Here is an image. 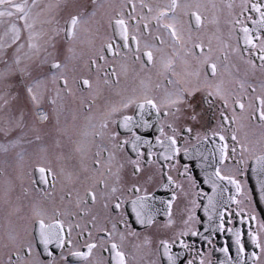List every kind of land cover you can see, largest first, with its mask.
<instances>
[{
  "label": "snow or ice",
  "instance_id": "1",
  "mask_svg": "<svg viewBox=\"0 0 264 264\" xmlns=\"http://www.w3.org/2000/svg\"><path fill=\"white\" fill-rule=\"evenodd\" d=\"M203 7L140 0L138 11L134 0H58L42 7L37 0H0V155L14 162L0 193L6 205L0 264H69V258L71 264H129L123 242L131 237L139 241L136 264H264V221L252 229L256 205L241 179L250 167L264 204V0L212 4L215 48L199 36L206 27ZM82 34L90 37L87 49L77 51ZM221 58L229 75L235 70L239 92L216 79ZM129 61L144 74L131 90ZM152 69L170 86L162 93ZM78 119L85 122L82 131ZM244 128L258 130V139L249 141V132L238 137ZM62 137L79 156L76 172L65 173ZM181 154L195 160L202 184L188 163L181 165ZM35 172L44 187L30 179ZM60 176L67 183L57 202ZM17 182L20 194L13 199ZM158 188L169 198L155 195ZM181 197L186 203L174 214ZM241 204L251 205V214ZM201 207L203 219L196 212ZM237 218L249 224L252 251ZM216 233L230 235L231 244L218 246ZM190 237L199 238L200 248Z\"/></svg>",
  "mask_w": 264,
  "mask_h": 264
},
{
  "label": "flooded vegetation",
  "instance_id": "2",
  "mask_svg": "<svg viewBox=\"0 0 264 264\" xmlns=\"http://www.w3.org/2000/svg\"><path fill=\"white\" fill-rule=\"evenodd\" d=\"M58 0H37V3L40 7H42L43 5H46V4H55L57 3ZM100 3L102 4H122L125 2V0H99ZM134 2L137 4V10L139 11V4H140V0H134ZM145 3H149V4H152L153 6L157 5V4H167L169 3V0H144ZM178 2L180 4H185V3H199L201 5H203L204 7L201 9V11L203 12V15L205 16V23H206V27L201 29L199 31V36L200 38L203 40V42L207 45L210 41H211V44L213 46V48L216 47V40H215V26L212 25L210 23V21L212 20L213 18V9L211 7L212 4H221L223 3V0H178ZM236 3H239V0H235ZM238 11V9H237ZM178 16L180 14V10L178 9V12H177ZM183 19H187V18H183ZM39 27V26H38ZM113 27H115L113 25ZM134 28H135V24L134 22L130 23L129 24V30H130V34L134 32ZM150 28L154 31L155 30V22H153L152 25H150ZM221 28L224 29V25L222 23V18H221ZM104 32L105 33H108V30H107V24L105 22L104 24ZM193 32L195 33L196 30L195 28H193ZM141 33H142V30H141ZM110 34V33H108ZM161 34H163V30H161ZM90 37L87 35V34H82L81 36V39L85 41V43L83 45H77V51H79L81 48H84V49H87V41ZM140 38L141 40H151V37L150 36H147L146 34H140ZM166 41H167V37H165ZM117 42H120L119 39L117 38ZM158 43V42H157ZM171 43V41H167V43L163 46L165 48V51L170 53L172 51V49L168 46L169 44ZM242 46V45H241ZM135 48V45H133V49ZM207 51V49H206ZM159 55V54H157ZM213 60H215V54H213ZM234 62V61H230V62H227L229 64V69H230V64ZM129 63V74H128V78H127V81H126V87L131 90L132 88H139L140 87V79L141 77L144 75L143 73H140L139 75H137V73H139V64H132L131 61L128 62ZM225 63L223 61V59L221 58L220 61H217V64H218V74H217V77L216 79L217 80H223V87H225L226 89L230 90V91H233V92H239V85H237L235 83V80H234V77L237 75L235 70L234 69H230L231 71V75H229V70H226L225 69ZM257 63H259V61L257 60ZM180 70V64H179V61H177V71ZM152 77H153V82L154 83H161L162 87L161 89L159 90V93H162L163 92V89L164 87H170L166 84V81L163 80L162 77H157L156 76V70L155 69H152ZM257 76H259V74H257ZM241 79H243V76L241 75L240 76ZM251 82V79L250 81ZM258 83V81H257ZM113 100H119V97H112ZM199 99V97H198ZM210 115V113H209ZM68 121L69 123H71V115L69 114L68 116ZM77 123V126H78V129L79 130H84V121L82 119H78L76 121ZM243 123L247 124V121H243ZM212 125L209 124V127H211ZM245 132H249V136H248V139L249 141H255L258 139L259 137V131L257 130L255 132V134H252L250 133V130L248 128H244V129H240L238 130V137L240 138H244V135H245ZM1 138V136H0ZM81 137H79L78 135H73L72 136V140H76V139H80ZM62 149H60L59 151H63L64 153V160L61 162L64 169H65V173H68V172H76L79 170V156L78 154H76L74 151H73V148H74V145L71 141H69L67 138L65 137H62ZM231 143V142H230ZM250 147H252L253 145L250 143L249 145ZM256 147V151L257 153H259L260 151V145L257 144L255 145ZM156 150H162V149H156ZM204 150H207V149H204ZM92 151L94 152L95 151V148L93 147ZM239 151V149H238ZM35 161L33 160V163ZM209 162H211V157H209ZM13 161L9 158L8 162L5 163V157L3 155H0V193H2L3 191V188H4V180H5V177L6 176H12L14 173H13ZM180 163L181 165L184 164V163H188L189 164V167L190 169H192V174L201 182L202 184V176L200 175V170L198 168H196V164H195V160H192V161H185L183 159V156L181 154V157H180ZM251 162L249 161V164ZM231 168V165H228L225 167V172L228 171V169ZM57 171H59V169H57ZM174 176H175V173H172ZM83 177H84V174L81 173L80 174V179L83 180ZM30 179H34L36 181V185L35 187H44L41 183H40V174L38 172H35L34 174L31 175ZM49 179V182H51V177L48 178ZM242 180L244 179H247L248 180V189L251 190L253 192V201L252 203L254 205H256V215H257V220L256 222L252 223V229L255 231L257 230L258 228V225L261 221H264V204H261L260 201H259V192L258 190L256 189V182L255 180L252 178L251 176V171H250V167H249V170L248 172L246 173V176L245 177H241ZM184 184H185V188L186 190L188 189V184H187V181H183ZM61 183H67V181L65 180L64 176H60L58 177V183H57V189L56 191L54 192V198L57 202H59V197L60 195L62 194L61 191H60V185ZM25 186L28 187L29 184L26 180L25 182ZM76 186L79 187V182L76 183ZM153 187H155V185H153ZM229 189L230 191L232 190L231 189V186H229ZM151 190V189H150ZM203 190L208 192V193H211V188L210 186L208 185H203ZM82 191V190H81ZM20 194V188H19V183L17 182V185H16V188H15V191L13 192V199L15 198L16 195H19ZM155 195L157 196H161V197H164L165 199L169 198L170 196V193L167 191V190H164L162 188H158L155 192ZM225 197L228 195V193H224L223 194ZM239 199H243V197H240L238 196ZM203 199V198H202ZM218 199H219V195H218ZM186 203V201L184 200L183 197H181L180 199V202H179V205H174V214L178 212V207L180 206H183L184 204ZM157 207H160V205H157ZM235 205H233V209H235ZM240 207H244L246 211L249 212V214H251V205H246V204H241ZM6 208V205L3 204L2 201H0V232H2V229H3V215H4V209ZM197 212V216H199L201 219L204 218V213H203V209L202 207L200 209H197L196 210ZM130 215V214H129ZM130 220H131V216H130ZM133 223V227H135L138 231L140 230L139 229V226L135 225L134 223V220L131 221ZM236 227H241L242 228V231L244 233L242 239L244 240V242L248 245L247 247V251H252L253 248L248 240V236H247V231H248V227H249V224L247 222H245L243 225H241L239 223V219L237 218L236 220ZM179 226V224H178ZM196 227L199 228V230L201 232L204 231V228L201 225H197ZM264 238V237H262ZM87 235L85 234V238L83 240L80 241V244H84L86 241H87ZM193 241H195L196 243V246L197 248H200V245H201V241L199 240V238H188V243H192ZM139 241L136 240V238L134 237H131V238H128L126 239L124 242H123V247H124V250L129 254V264H136V261H134L132 259V256L134 254L136 255H139L138 253H135V250L133 248V244L135 243H138ZM213 242L214 243H217L218 246H222L225 242L228 243V244H231V237L230 235H221L219 233H216L214 234L213 236ZM178 249L174 248L173 251H177ZM205 252H207V248H204L203 249ZM258 251V250H257ZM96 254L97 255H103V256H108V253L105 252V253H100L99 250H96ZM231 255L232 256H235V250L233 249L232 252H231ZM220 257V254L219 253H214L213 254V258L214 259H219ZM189 257H184L182 258V261L184 259H187ZM71 261H72V258H69V264H71Z\"/></svg>",
  "mask_w": 264,
  "mask_h": 264
},
{
  "label": "rangeland",
  "instance_id": "3",
  "mask_svg": "<svg viewBox=\"0 0 264 264\" xmlns=\"http://www.w3.org/2000/svg\"><path fill=\"white\" fill-rule=\"evenodd\" d=\"M28 3H31V0H28ZM36 11H39V8L36 9ZM19 23V26L22 28L23 27V24L22 22H18ZM3 137L1 136L0 140H2Z\"/></svg>",
  "mask_w": 264,
  "mask_h": 264
}]
</instances>
